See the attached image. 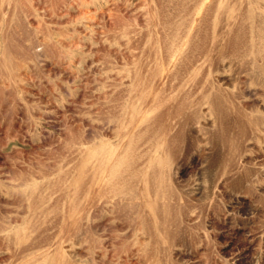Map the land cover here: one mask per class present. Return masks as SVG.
Masks as SVG:
<instances>
[{"label":"rangeland","instance_id":"obj_1","mask_svg":"<svg viewBox=\"0 0 264 264\" xmlns=\"http://www.w3.org/2000/svg\"><path fill=\"white\" fill-rule=\"evenodd\" d=\"M263 68L264 0H0V264H264Z\"/></svg>","mask_w":264,"mask_h":264},{"label":"bare ground","instance_id":"obj_2","mask_svg":"<svg viewBox=\"0 0 264 264\" xmlns=\"http://www.w3.org/2000/svg\"><path fill=\"white\" fill-rule=\"evenodd\" d=\"M197 21V20H196ZM196 23V22H195ZM264 69V68H263Z\"/></svg>","mask_w":264,"mask_h":264}]
</instances>
